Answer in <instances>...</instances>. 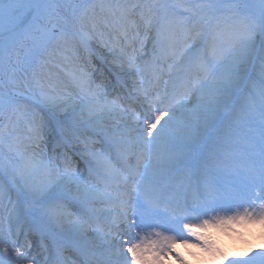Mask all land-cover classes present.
<instances>
[{"label":"snow or ice","instance_id":"snow-or-ice-1","mask_svg":"<svg viewBox=\"0 0 264 264\" xmlns=\"http://www.w3.org/2000/svg\"><path fill=\"white\" fill-rule=\"evenodd\" d=\"M95 7L34 0L22 17L15 0H0V32L10 33L7 43L0 42V69L18 60L19 51L15 48L18 37H27L30 41L32 61L38 60L52 41L73 47L77 41L84 43L90 38L89 26L92 31L97 27L99 18ZM107 7L113 10L111 15L117 32L125 40L130 32L134 33L132 42L138 41L141 48L151 39L155 56L150 69L137 66L135 55L114 57L117 94L111 99L87 73L75 80V87L87 100L74 114V124L81 120L94 124L95 135L101 136L106 146L91 152L97 166L95 186L81 184L71 170L68 151L73 133L66 130L57 141V146L65 149L61 168L55 155L48 158L35 150L43 139L44 117L33 116L29 121L26 139L28 148L32 149L30 152L21 148L11 116L7 117L9 123H0V170L10 173L18 195L32 202L47 201L46 214L50 222L65 232L66 243L56 249L53 264H77L76 260L64 256L69 248L82 258L80 264H161V253L175 254L181 264H188L183 255L174 250L177 244H189L191 238H195L196 246L217 256L218 264H264V246L244 240L253 225H257L264 236V203L256 205V200H264V197L253 198L249 194L253 187L264 191V40L259 39L264 36V0L258 13L248 6L241 10L237 4L228 5L232 14L227 18L226 28L221 26L225 18L217 15L220 8L207 2L171 6L118 3ZM141 26L143 39H140ZM223 36L226 40L221 39ZM208 53L214 63L209 61ZM256 68L261 76L259 89H255L254 84L249 85ZM9 70L13 75L8 83L15 84V69ZM124 76L135 78L131 91L121 95L120 91L128 88ZM33 77L36 85L42 87L35 73ZM3 84L0 80V87ZM24 85L31 87L27 79ZM246 85L249 86V103L240 108L236 96ZM193 93L199 102L188 110L187 116H178V106L182 107ZM19 95V92L0 91V117L6 116L8 110L13 113L19 110ZM46 99L54 107L61 106L56 102L60 98ZM144 100L148 110L140 114L136 105ZM103 117L115 123L108 125ZM226 117L247 124L258 162L251 164L245 179L225 194L221 195L206 182L208 195L202 205L191 207L176 203L164 214L158 212L162 197L153 169H176L183 165L188 153L178 149L206 142ZM209 166L210 160H205L204 169ZM130 190L139 192L135 204ZM68 197L80 205L78 213L60 211L64 207L62 199ZM245 204L249 207H244ZM101 213L111 215V222L106 226L100 222ZM186 220L198 222L184 223ZM93 225L95 237L91 234ZM145 229L151 231L141 234ZM209 229L225 231L234 239L244 240L247 250L229 255L202 231ZM114 230L117 237L127 239L114 240ZM101 240L103 244L98 242ZM149 253L152 260L148 258ZM21 259L28 257L15 247L11 232L0 236V264H12L13 260Z\"/></svg>","mask_w":264,"mask_h":264},{"label":"bare ground","instance_id":"bare-ground-1","mask_svg":"<svg viewBox=\"0 0 264 264\" xmlns=\"http://www.w3.org/2000/svg\"><path fill=\"white\" fill-rule=\"evenodd\" d=\"M114 3H111L109 0L107 3H105L103 6V12L100 13H95L96 16L99 18L98 22H97V27H96V32H98V30L101 29L102 33L105 34L104 36H109V32H106L105 30H102L104 27V24L110 23V24H114L113 22V17L111 15L112 13V9H109L107 6L108 5H116V4H123L124 0H114ZM140 4L143 3H149V4H153L154 0H145L144 2L139 0ZM92 11V10H91ZM91 11H89V13L91 14ZM130 27V25H129ZM116 29V27H115ZM95 32V31H92ZM95 32V33H96ZM115 32H117V30H115ZM89 33V32H88ZM95 33H89V37L90 38H96V34ZM134 35V33L129 34V37L132 39V36ZM90 38H86V39H90ZM77 45V43H76ZM104 45L108 46V48L106 49L109 53V56L111 57L113 54V49L115 50H119L122 52H128L129 50V46L127 44H122L117 38H109L106 39L104 41ZM112 47H110V46ZM49 52L52 55H55L57 60H58V66L60 67H64L65 65L68 66V72H65L61 69H57L56 67H51L48 66V64L50 63L51 60H49V62H47L48 59H45L44 62L40 65H36L35 68V74H37L40 78L44 79V80H49L51 81H55V97L52 98H60L57 99L56 102L59 103L61 106L60 107H55V109H59L57 111L56 114L61 113V111H65L66 114H71L73 113V106L70 105L68 102L65 103L64 101H66L69 97H74V100L76 102H78V104L76 105L77 107H79L80 105H82L83 103H85L84 101H80L79 99V94L75 95V92L78 88L75 87V80L82 74V73H87L89 75V77L94 81V84H100L102 83V81H105L106 78V74L105 72H103L101 69L96 68V66L91 62L89 56L87 54H85L83 57L79 56V54L76 52H74V49L72 48V46H66L64 45L62 42H56L54 43L50 48H49ZM85 64H88L90 67L88 68ZM49 96H46L45 98L42 99V102L48 105L53 106L52 104L49 103L48 99H46ZM87 98V97H86ZM54 107V106H53ZM80 108V107H79ZM78 112V111H77ZM58 120V118H57ZM110 121H113L112 119ZM20 122V124H19ZM16 125H14L15 127L18 126H22L25 124L24 120H20ZM106 124H108V122H105ZM52 124H56L55 122L52 121H48L46 123H44L43 129H42V137L43 139L40 140L39 142V150L36 149V151H40L42 150L43 145L48 144L49 140L51 139V137L49 135H47L48 131L50 130V128L52 127ZM46 135V136H45ZM55 155L57 156V153L49 150V156ZM4 198H2V196L0 195V200H2ZM14 203H12L13 205ZM1 205V204H0ZM17 208H19L17 205L15 206ZM14 215L12 218L13 222L15 223V225H13V228L15 229H22V222L21 218L19 216V212L16 214V208L13 209ZM0 220H1V216H0ZM1 236V235H0ZM46 245V243H45ZM231 249V246L229 247ZM237 246L234 244L232 245V249H236ZM185 249L189 252V255L191 257L194 258V260H196L197 258L200 257V254L198 252L199 248L192 243H189L187 245H185ZM231 249V250H232ZM236 252H239V247L236 249ZM25 261V260H24ZM12 264H15L14 261H12Z\"/></svg>","mask_w":264,"mask_h":264},{"label":"rangeland","instance_id":"rangeland-1","mask_svg":"<svg viewBox=\"0 0 264 264\" xmlns=\"http://www.w3.org/2000/svg\"><path fill=\"white\" fill-rule=\"evenodd\" d=\"M65 1L66 0H62V2H57V3H60L61 5H63ZM258 1L260 2V5H261L262 0H258ZM203 2L212 3V4H215L217 6L224 5L226 8H227L228 5H231L230 1H225V0H203ZM89 3H90L89 0H86V1L82 2V4H84V5H88ZM234 4L239 5L240 8H242L241 10H243L245 8V6H248V8L250 10L255 11L257 13L259 12V10H258L259 4L257 3V0H243L242 4H239L238 1H236ZM31 64H33V61L31 59V56L29 55V48H28V46H26L23 50L19 51V58H18V60L15 61V63H13V68L15 69V73H14L13 79L16 81V83L15 84H9L8 83L9 77L12 76L13 74H12L11 71H9V72L7 71V73H6V80H7L6 85L7 86H6L5 89L0 87V91H2L4 93H8V92H10V90H21V89H24V88L25 89H29V87H25V85H24V81L26 79V76L23 75V74H20L19 72H17V70L23 69V71H25V70H27V66L31 65ZM257 75L260 76V73L258 72ZM29 82L31 83V87H32L33 82H31V81H29ZM33 88H34V85H33ZM77 92H79L78 89H77ZM18 100H19V105H21L22 104V99L18 98ZM19 105H18V107H19ZM9 111L12 114H7ZM7 113H6V116H4L3 118H0V123H7V121H8L7 117L8 116H11V118H12L13 115H14V117H15L14 119L18 118L19 116H23V115H26L25 119H29L30 116H31L30 111L27 108H25L24 113H19L17 111L16 112L17 114H14L11 110H8ZM49 134H50V132H49ZM26 135L28 136L27 133L22 134V135L19 136V143H20V146L23 147V148L25 147V141L23 140V137L26 136ZM257 238H258V235H256L255 237L251 238L250 241H255ZM246 250H247V247H246V244L244 243L243 247L241 248V252L242 251H246Z\"/></svg>","mask_w":264,"mask_h":264}]
</instances>
